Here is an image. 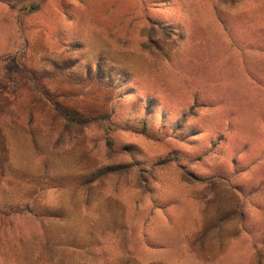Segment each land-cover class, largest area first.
<instances>
[{"label": "rangeland", "instance_id": "1", "mask_svg": "<svg viewBox=\"0 0 264 264\" xmlns=\"http://www.w3.org/2000/svg\"><path fill=\"white\" fill-rule=\"evenodd\" d=\"M0 264H264V0H0Z\"/></svg>", "mask_w": 264, "mask_h": 264}, {"label": "trees", "instance_id": "2", "mask_svg": "<svg viewBox=\"0 0 264 264\" xmlns=\"http://www.w3.org/2000/svg\"><path fill=\"white\" fill-rule=\"evenodd\" d=\"M223 1L233 4V3L238 2L240 0H223Z\"/></svg>", "mask_w": 264, "mask_h": 264}]
</instances>
